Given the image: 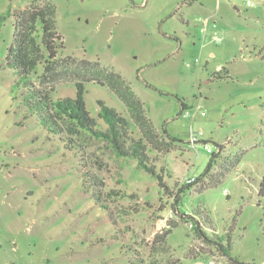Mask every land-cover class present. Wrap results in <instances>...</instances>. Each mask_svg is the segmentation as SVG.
I'll return each instance as SVG.
<instances>
[{
  "label": "rangeland",
  "instance_id": "1",
  "mask_svg": "<svg viewBox=\"0 0 264 264\" xmlns=\"http://www.w3.org/2000/svg\"><path fill=\"white\" fill-rule=\"evenodd\" d=\"M47 1L64 49L50 73L39 65L31 77L52 100L74 98L81 82L99 129V102L130 120L108 83L118 74L156 132L175 139L168 152L148 153L169 192L200 178L216 145L224 150L178 203L103 142L84 143L80 169L28 113L5 65L13 12L29 3L0 0V17L10 13L0 28V264H236L194 234L186 215L196 210L208 235L229 234L232 260L264 264V0ZM230 155L238 164L209 185ZM83 171L103 195H126L106 201L111 218L84 189Z\"/></svg>",
  "mask_w": 264,
  "mask_h": 264
},
{
  "label": "trees",
  "instance_id": "2",
  "mask_svg": "<svg viewBox=\"0 0 264 264\" xmlns=\"http://www.w3.org/2000/svg\"><path fill=\"white\" fill-rule=\"evenodd\" d=\"M20 1L28 2L29 7L21 12H13V36L11 45L7 50L5 65L6 68L13 71L16 77L15 87L21 92V99L28 113L35 116L40 127L49 136L58 138L66 151L79 157L80 169L85 167L82 158L85 153L84 143L91 140L103 142L117 158L135 160L139 169L154 178L160 188L169 192L170 188L162 181V175L155 171V166L151 164L148 153L149 151L168 152L175 139L170 137L164 129L161 134L156 132L146 116L144 104L135 97L130 87L118 74H111L108 83L125 105L131 122L128 118H124L115 110L99 102L100 113L98 117L106 125L105 129L98 128L97 121L90 116L86 109L83 99V83H76L74 98L67 97L56 100H52L48 93L35 85L31 77L32 73L39 65L44 66L45 75L50 73L58 53L64 49V46L56 29L54 6L47 0H43V3H39L40 0ZM195 1L197 0H190L189 4ZM9 16L10 13L0 17V28ZM260 57L264 60V55H260ZM95 64L98 65V63ZM223 70L221 69V71ZM218 76L215 74V77L218 78ZM99 83L101 86L104 85L102 82ZM117 85H120L121 88H117ZM185 108L186 106L182 103L181 112ZM216 146L218 152L212 155L200 178L194 179L190 183L187 182L175 193L169 192L176 198V203L180 200V194L198 184L217 164L216 161L224 147ZM239 158V156L232 157L230 155V160L225 159L221 164L219 174L214 177L211 176L209 185L214 184L233 169L238 164ZM81 178L85 190L93 189L92 200L94 204L111 218L106 201L123 199L126 195L114 190L103 195L101 193L102 182L96 176L83 171ZM263 191L264 184L261 185L259 194L262 195ZM186 216L189 219L188 224L199 240L212 246L219 256L227 258L232 263L240 264L229 257L231 244L229 234H226L225 237H220L214 232L212 235H208L206 228L211 227H209L207 216L200 210H196L193 216ZM261 228L264 235V212Z\"/></svg>",
  "mask_w": 264,
  "mask_h": 264
},
{
  "label": "built area",
  "instance_id": "3",
  "mask_svg": "<svg viewBox=\"0 0 264 264\" xmlns=\"http://www.w3.org/2000/svg\"><path fill=\"white\" fill-rule=\"evenodd\" d=\"M216 41H219V39H217ZM193 142H194V141H193ZM204 149H205L207 152L211 153V149H210L207 145H204ZM193 181H194V179H190V180H188L187 182L190 183V182H193Z\"/></svg>",
  "mask_w": 264,
  "mask_h": 264
}]
</instances>
